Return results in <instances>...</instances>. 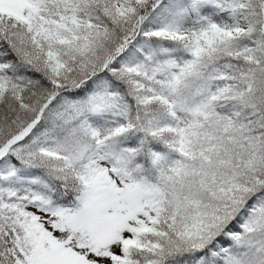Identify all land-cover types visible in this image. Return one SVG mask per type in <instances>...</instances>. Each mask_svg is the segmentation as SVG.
Listing matches in <instances>:
<instances>
[{
    "label": "snow or ice",
    "instance_id": "1",
    "mask_svg": "<svg viewBox=\"0 0 264 264\" xmlns=\"http://www.w3.org/2000/svg\"><path fill=\"white\" fill-rule=\"evenodd\" d=\"M0 264H264V0H0Z\"/></svg>",
    "mask_w": 264,
    "mask_h": 264
}]
</instances>
